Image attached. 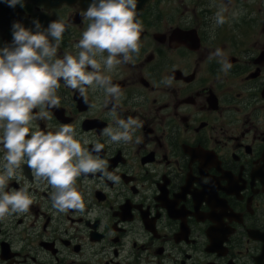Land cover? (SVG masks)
Wrapping results in <instances>:
<instances>
[{
  "label": "flooded vegetation",
  "instance_id": "af4514ba",
  "mask_svg": "<svg viewBox=\"0 0 264 264\" xmlns=\"http://www.w3.org/2000/svg\"><path fill=\"white\" fill-rule=\"evenodd\" d=\"M87 8L81 0L14 8L0 0V50L13 46L14 23L35 34L33 21L42 29L61 21L56 58L77 56ZM137 13L139 55L100 69L120 99L88 88L86 104L61 80L51 119L30 126L55 133L71 125L90 152L104 145L99 156L119 183L82 175L84 212L59 213L50 186L22 163L4 191L29 184L33 203L0 221V264H264V0H149ZM129 117L142 125L132 141L109 143L103 130ZM5 152L0 144V174Z\"/></svg>",
  "mask_w": 264,
  "mask_h": 264
},
{
  "label": "clouds",
  "instance_id": "9594fccd",
  "mask_svg": "<svg viewBox=\"0 0 264 264\" xmlns=\"http://www.w3.org/2000/svg\"><path fill=\"white\" fill-rule=\"evenodd\" d=\"M5 3L13 8L23 7V0H5ZM137 16V0H92L83 13L90 23L75 45L80 49L78 55L65 53L62 59L56 57L66 31L63 22L54 21L42 29L38 20L33 21L35 34L14 23L13 46L0 50V129L3 130L0 144L6 150L0 174V221L28 212L33 203L29 184L20 190L4 191L8 181L17 177L22 163L31 170L35 181H46L50 186L52 207L59 213L84 212L85 204L76 188L78 177L101 173L102 178L119 183L120 177L108 172L107 162L99 156L104 145L94 144L92 152L97 154L94 156L74 138L71 125H62L55 133L30 132V126L33 120L51 119L48 110L58 108L61 102L57 95L61 80L66 87L77 90L86 104L88 88L93 91L101 88L114 100L120 99V87L112 84L110 76L101 74V64L112 72L122 62L131 61L133 54L139 55L143 26ZM215 20L218 25L225 23L222 12L216 14ZM89 67L92 70L86 71ZM230 68L231 64L224 61L222 70L227 72ZM171 79L162 82L170 85ZM117 107L114 103L109 113L113 118ZM37 108L40 111L33 115ZM116 124V128L103 130V135L110 138L109 143L131 142L135 129L142 126L132 117L126 121L117 119ZM83 143L90 141L84 139Z\"/></svg>",
  "mask_w": 264,
  "mask_h": 264
},
{
  "label": "water",
  "instance_id": "95a60500",
  "mask_svg": "<svg viewBox=\"0 0 264 264\" xmlns=\"http://www.w3.org/2000/svg\"><path fill=\"white\" fill-rule=\"evenodd\" d=\"M83 5H85V7L89 6L90 3H92V0H81ZM147 0H144L143 3L139 1H137V10H138V7L141 8L142 5L146 2Z\"/></svg>",
  "mask_w": 264,
  "mask_h": 264
},
{
  "label": "rangeland",
  "instance_id": "374dc122",
  "mask_svg": "<svg viewBox=\"0 0 264 264\" xmlns=\"http://www.w3.org/2000/svg\"><path fill=\"white\" fill-rule=\"evenodd\" d=\"M175 1V3H176V0H174ZM167 4V2L165 3V5ZM183 4H187V3H183Z\"/></svg>",
  "mask_w": 264,
  "mask_h": 264
}]
</instances>
